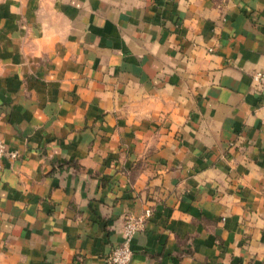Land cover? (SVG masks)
Returning a JSON list of instances; mask_svg holds the SVG:
<instances>
[{
  "label": "crops",
  "instance_id": "0c3cea01",
  "mask_svg": "<svg viewBox=\"0 0 264 264\" xmlns=\"http://www.w3.org/2000/svg\"><path fill=\"white\" fill-rule=\"evenodd\" d=\"M264 0H0V264H264Z\"/></svg>",
  "mask_w": 264,
  "mask_h": 264
},
{
  "label": "built area",
  "instance_id": "2783aa9c",
  "mask_svg": "<svg viewBox=\"0 0 264 264\" xmlns=\"http://www.w3.org/2000/svg\"><path fill=\"white\" fill-rule=\"evenodd\" d=\"M252 80L256 84V88L264 94V72H255L252 75ZM262 105L264 106V101ZM5 158L15 159L17 158V153L8 152L0 142V164ZM150 216V209H146L144 214L139 217L133 214L125 215L121 242L110 250L106 257V264H131L133 256L131 242L135 234L142 230Z\"/></svg>",
  "mask_w": 264,
  "mask_h": 264
}]
</instances>
